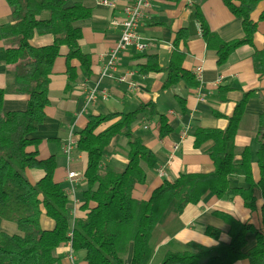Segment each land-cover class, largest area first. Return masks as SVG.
I'll return each mask as SVG.
<instances>
[{"label": "trees", "instance_id": "obj_1", "mask_svg": "<svg viewBox=\"0 0 264 264\" xmlns=\"http://www.w3.org/2000/svg\"><path fill=\"white\" fill-rule=\"evenodd\" d=\"M230 13L241 21L243 36L231 41L222 40L208 25L199 5L195 7V18L200 25L201 36L208 50L214 51L218 66L228 62L239 48L252 49L253 70L264 75V49L256 50L253 39L258 22L251 18L263 0H222ZM11 15L9 23L0 22V65L14 73V82L0 89V222L16 224L22 236L0 232V264H63L56 251L70 244L74 253L83 251L85 264H149L153 255L151 241L158 226L170 215L179 216L184 209L198 204L210 192L218 198L239 195L245 206L255 209L254 188L264 195V109L257 118L256 153L260 180L253 182L251 173L252 154L249 148L238 149L234 138L240 128L245 106L254 93H245L237 103L234 113L228 118L224 130L198 128L194 133V146L201 147L212 141L209 157L214 165L209 174H181L175 181H164L155 189L147 201L133 197L137 185L144 184L147 174L144 165L153 169L156 159L132 125L140 114L158 117L157 130L160 138L172 132L168 119L161 115L154 103L141 104L133 112L91 115L86 127L76 134L77 151L87 154L84 173L86 189L82 196L86 211L83 218L70 214V199L64 188L54 180L56 159L38 160L27 148L40 143L30 136L37 132L45 119V108L49 105V76L60 56V48L67 47V86L69 89L78 77L73 62L80 63L85 75L91 73V57L82 52L79 41L82 30L75 23L91 17V10L80 3L67 7L66 0H6ZM46 13L45 18H41ZM259 21H264V12ZM36 35H51L53 43L36 47L32 39ZM188 40L187 29L176 34L166 68H161L156 55H141L142 68L147 72H165L163 90H169L180 81L198 87L194 76L183 68L185 54L180 45ZM6 95L23 96L27 103L24 109L4 111ZM179 103H183L179 99ZM182 113L185 107L181 104ZM219 116V115H218ZM108 124L103 131L98 130ZM127 142V164L122 169L103 170L101 162L105 149L117 137ZM240 157L239 165L236 158ZM43 171V177L30 183L26 170ZM242 174L248 184L246 189H231L229 178ZM228 226L229 240L206 247L191 242L185 250L168 253L160 264H235L248 260L250 264H264V225L256 229L240 222L229 214L216 213ZM54 222L52 230L45 229L42 218ZM205 233L219 239L221 232L206 227ZM253 234L255 245L246 250L247 235Z\"/></svg>", "mask_w": 264, "mask_h": 264}, {"label": "crops", "instance_id": "obj_2", "mask_svg": "<svg viewBox=\"0 0 264 264\" xmlns=\"http://www.w3.org/2000/svg\"><path fill=\"white\" fill-rule=\"evenodd\" d=\"M75 3L82 4L91 10V17L75 23L76 28L82 30L79 41L83 53L91 57V73L85 75L80 63L73 62L78 77L69 89L67 86V47L60 48V56L56 58L48 86L49 105L45 108V119L37 132L30 138L40 140L37 145L27 148L29 153H35L38 160L50 157L56 159L57 168L54 174L55 182L66 191L70 187L67 175L74 171L81 179L76 181L74 198L70 199V214L73 221L85 217L86 211L82 193L86 189L84 173L87 168V154L75 149L69 160L63 153V147L72 137L83 130L91 115H107L110 113L133 112L141 104L154 103L157 111L164 115L169 122L172 132L160 138L157 130L158 117H150L148 113L140 114L132 125L133 132L139 136L144 145L152 151L156 159L153 169L144 165L147 180L137 185L133 190V197L140 201H147L152 192L164 181L173 182L181 174H209L214 165L209 157L212 141L201 147L194 146V133L198 128L224 130L228 126V118L234 113L235 107L245 93L250 96L240 122V128L234 138V145L238 149L249 148L252 154L251 173L254 183L260 180L256 153L259 150L257 142V118L264 109V75H258L253 70L252 49L244 46L235 51L228 62L222 67L217 64L214 51L208 50L202 39L200 25L195 18V7L200 6L203 15L212 29L222 40L231 41L243 36L241 21L236 19L224 5L222 0H151L152 8L148 16L141 21L138 33L151 46L144 53H138L133 48L121 53L118 71L114 79H100L98 71L102 65L101 57L110 51L118 37L119 30L111 25L114 18H123V4L116 8L100 6L97 0H66V6ZM264 12V0L252 13L253 21L258 22V30L254 34L256 50L264 49V21H259ZM11 10L6 0H0V22L9 23ZM43 13L41 18H45ZM187 29L188 40L180 45L179 50L185 54L183 68L190 72L198 87H191L180 81L169 90H163L166 79L165 72H147L142 68L144 59L141 55H156L161 68H166L173 51V42L177 32ZM53 43L51 35H36L32 44L45 47ZM4 43L0 41V48ZM202 69L201 79L195 77L196 69ZM134 73L132 80L138 89L132 91L126 83H118L116 78ZM14 82V73L4 65H0V89ZM98 86L107 92L106 101H99L95 105L84 109L85 91L82 84ZM182 100L186 112L182 113ZM27 100L23 96L6 95L4 111H17L25 108ZM219 115V116H218ZM108 124L102 126L103 131ZM76 140V139H75ZM178 149L173 151L174 147ZM128 147L126 139L117 136L105 149L101 169H122L127 164ZM239 165L240 157L236 158ZM160 170L164 171L160 175ZM30 183L35 184L43 177V171L37 169L26 170ZM231 189H246L248 184L242 174H232L229 178ZM255 209H248L239 195H229L218 198L207 192L196 205H188L179 216L170 215L163 224L158 226L153 234L151 247L153 255L149 264H160L168 253L185 250L186 245L195 242L206 247L215 246L219 242L229 240V226L216 213H226L243 223H248L256 229L264 225V195L261 189L254 188ZM73 199L79 203L76 205ZM45 229L52 230L54 222L49 218H42ZM220 230L219 239L209 237L205 233L206 227ZM0 232L8 235L22 236L16 224L8 221L0 222ZM255 245L253 234L247 235L246 250ZM131 251L126 258L130 263ZM63 264H85L84 252L74 253L70 244L62 245L56 251ZM235 264H250L248 260H240Z\"/></svg>", "mask_w": 264, "mask_h": 264}, {"label": "built area", "instance_id": "obj_3", "mask_svg": "<svg viewBox=\"0 0 264 264\" xmlns=\"http://www.w3.org/2000/svg\"><path fill=\"white\" fill-rule=\"evenodd\" d=\"M123 4L124 16L123 18H114L111 21V25L117 27L119 30V37L114 45V47L105 53L102 59V65L98 71V77L102 79H114L115 73L118 71L119 59L121 53L127 51L129 48H133L138 53H144L151 46V41L146 40L138 33V27L141 21L145 19L149 11L152 8L151 0H97L100 6L108 8H116L118 3ZM202 69L198 67L195 72V77L201 79ZM134 73H127L124 76L117 77L118 83H126L128 88L132 91L138 89L136 82L131 78ZM82 88L85 91V104L84 109H87L95 105L99 101H106L108 98L107 92L101 90L98 86H87V84H82ZM77 147V141L72 137L63 147V153L70 160L73 151ZM178 146H175L173 151L177 150ZM160 175L164 174L163 170H160ZM79 173L70 171L68 172L67 179L70 183V187L65 191L68 197H73L76 191V181L81 179ZM74 203L77 205L79 201L73 199Z\"/></svg>", "mask_w": 264, "mask_h": 264}]
</instances>
